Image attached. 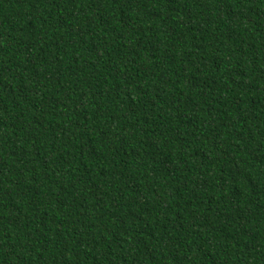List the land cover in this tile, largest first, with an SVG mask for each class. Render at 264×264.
<instances>
[{
  "label": "trees",
  "instance_id": "obj_1",
  "mask_svg": "<svg viewBox=\"0 0 264 264\" xmlns=\"http://www.w3.org/2000/svg\"><path fill=\"white\" fill-rule=\"evenodd\" d=\"M0 264H264V0H0Z\"/></svg>",
  "mask_w": 264,
  "mask_h": 264
}]
</instances>
